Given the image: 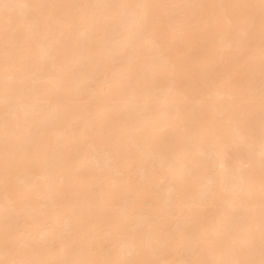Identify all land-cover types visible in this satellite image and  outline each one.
<instances>
[{"label": "bare ground", "instance_id": "obj_1", "mask_svg": "<svg viewBox=\"0 0 264 264\" xmlns=\"http://www.w3.org/2000/svg\"><path fill=\"white\" fill-rule=\"evenodd\" d=\"M0 264H264V0H0Z\"/></svg>", "mask_w": 264, "mask_h": 264}]
</instances>
